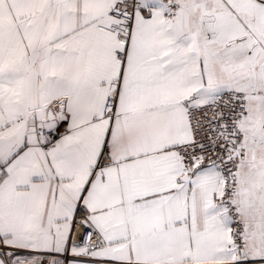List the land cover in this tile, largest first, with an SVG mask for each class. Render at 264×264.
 <instances>
[{"label":"snow or ice","instance_id":"1","mask_svg":"<svg viewBox=\"0 0 264 264\" xmlns=\"http://www.w3.org/2000/svg\"><path fill=\"white\" fill-rule=\"evenodd\" d=\"M0 264H264V0H0Z\"/></svg>","mask_w":264,"mask_h":264}]
</instances>
